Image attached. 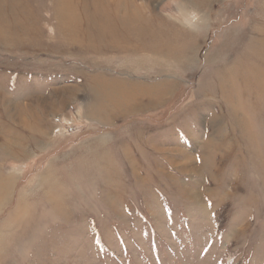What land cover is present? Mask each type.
Segmentation results:
<instances>
[{"label":"rangeland","instance_id":"374dc122","mask_svg":"<svg viewBox=\"0 0 264 264\" xmlns=\"http://www.w3.org/2000/svg\"><path fill=\"white\" fill-rule=\"evenodd\" d=\"M66 1L0 0V264H264V0Z\"/></svg>","mask_w":264,"mask_h":264},{"label":"bare ground","instance_id":"6f19581e","mask_svg":"<svg viewBox=\"0 0 264 264\" xmlns=\"http://www.w3.org/2000/svg\"><path fill=\"white\" fill-rule=\"evenodd\" d=\"M66 1V0H65ZM206 1V0H205ZM67 2V1H66ZM65 2V3H66ZM91 2H93L92 0H91ZM102 2L103 1H100L97 5H98V13H99V15L101 16V18H102V25H101V31H102V33H108L109 32V30H111V32L113 31V32H117V28L120 26V24L121 23H119V24H117V22H115L116 20H115V18H113V17H111V14H113V10L111 11V10H109V8L108 7H106L105 5H104V3L102 4ZM63 3H64V1H63ZM124 3H125V1H124ZM123 3V4H124ZM92 4V3H91ZM96 4V3H95ZM65 5V4H64ZM63 6V5H62ZM115 9H116V11H117V13H119V11H120V9H123V10H128L129 11V13H127V15L125 16V19H124V22H122V24L124 25V26H127V27H131L130 25L131 24H136L138 21H139V16H137L139 13L136 11V13H135V11H134V8H132V4H130L128 7L127 6H125L124 7V5H123V7L121 6V4L119 5L118 3H117V5L115 6ZM133 10V11H132ZM112 13H111V12ZM115 11V10H114ZM115 11V12H116ZM113 16V15H112ZM115 16H117L116 14H115ZM137 17H139V18H137ZM108 19H110V20H113V24H112V26H108V25H106V24H104V22L105 21H107ZM70 23V22H69ZM114 23H116L115 24V26H113L114 25ZM108 24V23H107ZM100 28V27H99ZM144 29H146V27L144 28Z\"/></svg>","mask_w":264,"mask_h":264}]
</instances>
